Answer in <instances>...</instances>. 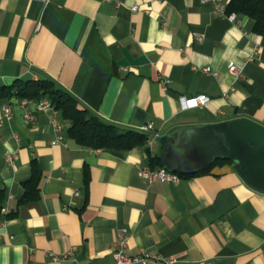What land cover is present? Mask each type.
<instances>
[{
    "label": "crops",
    "instance_id": "obj_1",
    "mask_svg": "<svg viewBox=\"0 0 264 264\" xmlns=\"http://www.w3.org/2000/svg\"><path fill=\"white\" fill-rule=\"evenodd\" d=\"M44 75L89 114L134 129L151 121V154L165 151L161 137L170 142L177 127L237 116L264 124V31L246 14L231 21L214 13L210 1L0 0V84ZM198 94L205 104L181 106V96ZM18 99L0 101L11 111L7 118L0 107V188L14 213L0 214V264H112L119 231L125 252L152 250L171 264H264V192L233 162L147 182L138 173L149 166L143 147L79 144L62 120L63 137L52 142V113L31 103L25 118ZM32 159L39 198L19 203Z\"/></svg>",
    "mask_w": 264,
    "mask_h": 264
},
{
    "label": "trees",
    "instance_id": "obj_2",
    "mask_svg": "<svg viewBox=\"0 0 264 264\" xmlns=\"http://www.w3.org/2000/svg\"><path fill=\"white\" fill-rule=\"evenodd\" d=\"M227 12L246 14L253 20V30L260 33L264 31V0H226ZM16 97H27L33 100L42 98L49 99L56 109L58 116L66 122L65 133L77 143L93 148H118L129 149L135 146L143 147L148 154L150 167L164 166L160 154H151L149 146L145 143L148 133L140 129L124 127L101 119L95 114H89L85 109L79 108L77 99L66 89L56 83L49 76L37 78H15L8 84H0V101H8ZM163 145L169 139L161 137ZM232 161L228 158H216L207 166L196 171L177 172L179 176L186 177L209 171L216 163ZM41 169L35 159L31 160V173L23 181V194L19 203H27L39 198V180ZM83 180L87 188L89 171L83 168ZM4 191L0 188V214L3 206ZM14 213H6V216Z\"/></svg>",
    "mask_w": 264,
    "mask_h": 264
},
{
    "label": "water",
    "instance_id": "obj_3",
    "mask_svg": "<svg viewBox=\"0 0 264 264\" xmlns=\"http://www.w3.org/2000/svg\"><path fill=\"white\" fill-rule=\"evenodd\" d=\"M174 131L175 136L160 154L171 171H196L216 158H228L249 186L264 192V124L237 116Z\"/></svg>",
    "mask_w": 264,
    "mask_h": 264
},
{
    "label": "built area",
    "instance_id": "obj_4",
    "mask_svg": "<svg viewBox=\"0 0 264 264\" xmlns=\"http://www.w3.org/2000/svg\"><path fill=\"white\" fill-rule=\"evenodd\" d=\"M202 1H210L213 4V12L227 17L231 21H235L237 17V13L234 11L227 12L225 9V3H222L217 0H202ZM137 8V5H132L131 9L135 10ZM258 48H254L252 52L249 54L248 59H253L255 55L257 54ZM201 71L206 73H213L217 74V71L212 70L209 66H203L200 68ZM228 71L236 76L242 74V67H239L238 65L234 63H230L228 65ZM163 86H165V80L161 79ZM208 96L205 94H198L195 96L187 97V96H181L180 97V103L182 107H192L197 105L205 104L208 100ZM33 104L35 108L39 110H46L52 113V125L54 130L57 132L55 141H60L63 137V130H64V124L61 121V119L58 116V113L54 106L50 103L49 99L42 98L38 100H33L27 97H22L18 99V104L23 108V115L25 118H32L33 114L29 109V104ZM3 115L7 118L11 117V111L9 103L4 102L0 105ZM141 131H144L148 133L146 144L150 146L154 139L158 137V132L154 130L153 123L151 121L147 122L146 124L142 125L139 128ZM5 158L8 162H12L15 158V155L13 153H5ZM139 175L146 180L147 182H151L153 180H164V181H171L173 183L177 182L179 180V175L175 171H171L167 169L164 166L159 167H150V166H143L139 167L138 169ZM9 212V209L7 205H3L1 209V213L6 214ZM126 243L125 234L123 231H119L118 238L114 241V246L112 249V258L113 262L112 264H147L151 261H159L161 264H171L174 261V258L162 256L159 253L152 251V250H145L140 249L136 253H128L125 252L124 246ZM74 249V246H71L67 251L62 253V255H57L54 253H51L52 260H58L59 257L65 258L72 254V251Z\"/></svg>",
    "mask_w": 264,
    "mask_h": 264
},
{
    "label": "rangeland",
    "instance_id": "obj_5",
    "mask_svg": "<svg viewBox=\"0 0 264 264\" xmlns=\"http://www.w3.org/2000/svg\"><path fill=\"white\" fill-rule=\"evenodd\" d=\"M158 143H159V141H158ZM158 143H156V145H157Z\"/></svg>",
    "mask_w": 264,
    "mask_h": 264
}]
</instances>
